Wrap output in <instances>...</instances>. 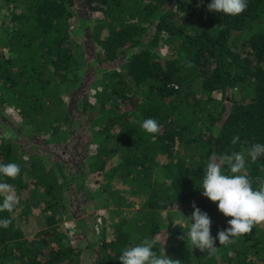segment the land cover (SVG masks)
I'll list each match as a JSON object with an SVG mask.
<instances>
[{"label":"trees","instance_id":"16d2710c","mask_svg":"<svg viewBox=\"0 0 264 264\" xmlns=\"http://www.w3.org/2000/svg\"><path fill=\"white\" fill-rule=\"evenodd\" d=\"M209 3L1 0L5 47L13 57H5L0 49V90L8 95L1 97L0 111L4 101H10L20 122L11 121L14 112L9 117L1 112L0 118L12 123L16 137L38 141L69 119L64 99L70 100V91L80 81L71 44L81 34L77 7L88 12L97 62L131 56L116 80L95 91L98 106L88 105L85 97L86 113L93 108L97 112L88 117L91 140L69 176L62 165L27 154L0 137V163L15 162L21 170L15 178L0 176V182L11 184L20 197L13 212H0V219L12 220L8 228L0 227V264H80L82 249L72 245L62 226L69 218L66 193L71 182L76 191L83 190L87 175L95 173L148 200L147 210L112 223L111 240L87 245L93 251L98 244L94 264H120L124 248L158 234L165 236L166 254L182 264H264V223L230 245L217 240L214 256L191 245L185 237L190 226L173 229L175 218L191 216L193 202L212 220L213 237L226 229L230 217L202 194L204 168L212 153L219 157L242 151L253 188L264 181V157L253 162L248 156L253 144H264V0H247L246 10L235 16L209 11ZM146 35L150 43L159 37L170 45L174 57L162 59L149 50L132 54ZM188 61L194 67H187ZM238 88L241 96L236 99ZM213 94L222 98L214 100ZM148 118L158 122L159 132L142 128ZM234 136L240 137L235 145ZM92 143L97 147L90 156ZM114 155L120 161L114 163ZM111 188L108 184L106 190ZM118 193L110 192L111 197ZM157 211L165 212L167 223L159 220ZM39 213L44 229L37 225ZM17 225L25 230L32 225L29 236ZM163 240L157 241V250Z\"/></svg>","mask_w":264,"mask_h":264},{"label":"rangeland","instance_id":"374dc122","mask_svg":"<svg viewBox=\"0 0 264 264\" xmlns=\"http://www.w3.org/2000/svg\"><path fill=\"white\" fill-rule=\"evenodd\" d=\"M80 7L81 6L77 7V19L79 24H82L79 28V32L81 33L80 36L82 37L79 35L74 36L71 43L74 46L73 54H76L78 65L80 64V69L77 71V76L80 81L77 86L70 91L72 93L70 100L64 99V105L69 112L68 121L61 122L54 133L48 134L38 141H35V139L28 137L19 138L18 135V137H16L15 130L12 128V123H8L9 120L4 122L0 118V137L5 141L6 139L10 140L13 145L21 146L27 154L43 156L44 160H47L51 164L58 163L62 165L64 167V174L67 176L75 170V165L85 155L84 149L86 143L91 140L89 131L91 126L88 123V117L93 116L94 114L92 113H94V111L97 112V110L93 108L86 113V109L84 110L83 107L85 97L89 101L88 105L98 106L95 91L106 82L116 80L117 76L124 72L121 65L124 62H128L129 56H131L129 54L127 55L128 57L120 56L116 61L111 63L97 62L94 58L97 46L92 41L91 29L88 27L90 18L88 12L83 11ZM4 14L5 11L3 10L0 0V49H2L5 57L12 58L13 55L8 52L5 47V37L1 28L2 15ZM152 31L151 33L153 34ZM102 33V37L104 38L105 31ZM163 36L166 38L165 34H163ZM150 38V36L146 35L143 39V44L134 49L132 54H137L143 50H149L162 59L174 57L170 45L160 42L159 37L154 43H150ZM83 53L86 55L83 56ZM49 66V61L45 59V68L49 69ZM238 91L239 88L235 90V92H237L235 95L236 99H239L241 96L238 94ZM6 92V90H0V99L1 97L8 99ZM212 96L213 99L217 101L222 98L219 94H213ZM2 107L3 109L0 111V116H2L1 112L6 117H9V114L14 112L15 116H12L11 121L17 124L20 122L19 118L16 116L18 110L11 106L10 101H4ZM88 109H90V107H88ZM96 147L97 143H92L88 146L90 156L96 152ZM111 160L114 163L120 161L117 155H114ZM85 179L86 180L83 181V190L76 191L74 182H71L68 186L66 198L67 204L69 205L67 206L69 215L66 214L69 218L64 221L62 226H64V229H68L72 245L76 247L79 246L82 249L80 264H94L97 257L95 251L98 248V244L93 248V251L86 249L87 245L101 238L106 239V241L111 240L113 238L112 223H118L120 220H128L137 214L138 211L147 210L146 203L148 198L145 195L132 194L131 191L128 189L126 190L124 186L115 183V180L110 181L103 178L100 173L88 174ZM108 184L112 186L110 191L106 190ZM111 191H118L119 193L111 197ZM115 202L118 203L117 207ZM159 212L161 214L159 220L161 222L163 221V223H167L168 221L165 220V212L157 211V214ZM187 214L188 213L185 214L186 217L184 215V217L175 218L173 229L175 226L180 225L177 223L178 221H183V227L186 225L190 226L191 216L188 215L187 217ZM39 216L41 217L40 213ZM36 221L38 226L40 224L43 229L45 228L43 218L39 220L37 218ZM16 227L23 228L22 225H17ZM30 229H32V225L29 229L28 227H26V230L24 229L28 236ZM165 229L169 230V228ZM81 230H84L87 236H85ZM168 232L169 234L171 233L170 230ZM164 237V234H158L155 239L156 241H162ZM162 247L166 251L164 240ZM252 258L254 259V257ZM3 264L7 263L4 262Z\"/></svg>","mask_w":264,"mask_h":264},{"label":"clouds","instance_id":"9594fccd","mask_svg":"<svg viewBox=\"0 0 264 264\" xmlns=\"http://www.w3.org/2000/svg\"><path fill=\"white\" fill-rule=\"evenodd\" d=\"M247 6V0H211L207 7L209 11L235 16L243 13ZM187 67L194 65L188 61ZM142 128L148 133L159 132V124L153 118L144 120ZM239 139V136H234L231 143L235 145ZM248 156L253 162L264 157V144H253L248 149ZM20 171V166L15 162L0 163V176L15 178ZM245 173L246 157L242 151L219 157L212 153L209 156L202 177V194L216 203L225 217H230L228 227L219 230L217 236L213 237L212 220L193 202L191 224L185 233L193 247L207 251L209 256L217 253V240L219 245H230L235 243L234 238L251 233L254 225L264 223V181L258 180V187L254 189L252 180ZM0 196L3 197L0 212H13L20 202L14 187L7 182H0ZM11 223L10 218L0 219V227L8 228ZM177 223L183 225V221ZM156 243L155 238H145L137 245L124 248L119 256L120 264H182L181 260L169 257L163 247L157 250Z\"/></svg>","mask_w":264,"mask_h":264}]
</instances>
